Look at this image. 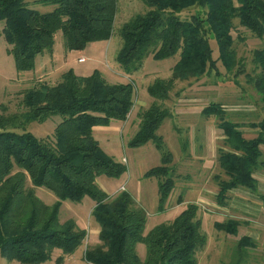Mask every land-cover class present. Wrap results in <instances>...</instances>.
<instances>
[{
  "label": "trees",
  "instance_id": "1",
  "mask_svg": "<svg viewBox=\"0 0 264 264\" xmlns=\"http://www.w3.org/2000/svg\"><path fill=\"white\" fill-rule=\"evenodd\" d=\"M141 1L147 9L120 27L121 45L115 61L124 73L130 74L139 70L149 55L158 61L177 57L169 78H156L147 86L148 95L155 101L138 113V128L129 141L132 147L151 141L160 151V165L145 171L144 177L156 179L158 209L162 211L175 179L173 155L156 134L171 112L156 100L168 99L176 80H199L211 71L218 72V62L227 76L236 68L238 73H244L232 32L241 28L263 40L264 0ZM32 2L53 8L40 12L26 0H0V36L8 44L7 53L19 73L32 71L38 55L52 52L58 31L68 50L108 40L113 33L117 0ZM189 9L194 12L181 17ZM212 39L217 52L210 46ZM252 63L255 70L247 75V82L264 111V47L253 50ZM134 96L131 81L109 82L97 70L79 75L68 69L53 85L40 82L25 90L21 98L24 112L18 116L0 114L1 257L21 264H42L59 249L61 254L54 264H61L64 256H70L83 244L86 233L72 221L59 220L60 205L66 200L77 203L88 196L94 201L91 215L99 226V242L85 247L82 258L87 263L197 264L198 251L207 241L197 203H187L175 219L146 231L147 213L129 192L122 190L110 199L97 183L101 175L119 177L127 169L102 149L93 128L112 120L125 121ZM201 115L217 118V127L223 134L217 163L226 178H218L217 203L225 206L232 189L257 192L254 173L264 171V118L245 124L233 121L218 102L203 107ZM53 116H59V121L51 136L39 138L24 129L28 122L42 123ZM244 127L255 131L250 138L244 135ZM186 145L183 143L182 149ZM35 187L53 193L55 203L48 206L41 202L34 194ZM182 202L180 196L178 204ZM213 225L218 231L237 235L241 222L227 218ZM138 244L145 247L144 257L137 252ZM254 245L253 239L241 237L234 258L226 264L246 262L247 251Z\"/></svg>",
  "mask_w": 264,
  "mask_h": 264
},
{
  "label": "rangeland",
  "instance_id": "2",
  "mask_svg": "<svg viewBox=\"0 0 264 264\" xmlns=\"http://www.w3.org/2000/svg\"><path fill=\"white\" fill-rule=\"evenodd\" d=\"M26 1L30 3L31 8L40 12L50 11L53 8L49 4L33 3V0ZM146 9L141 0H117L113 33L108 40L88 43L80 50H68L64 47L62 33L58 31L54 35L52 52L41 54L37 66L32 71L22 73L16 71L13 58L7 53L8 44L4 37L0 36V114L12 117L24 112L21 104L23 92L40 82L49 85L57 83L61 79V74L67 69H72L79 75H89L97 70L109 82H133L134 104L127 119L123 122L112 120L107 125L93 128V135L102 149L114 160L124 163L127 169L119 177L99 176L97 179L99 186L110 199L122 190L129 192L136 205L143 207L147 213L146 231L157 224L175 219L187 203H197L198 216L204 217L203 223L206 225H203L202 229L207 237L206 245L198 251L197 264H226L234 258L237 239L211 227L215 216L220 219H238L241 227H245V224L257 223L255 245L248 249L246 262L243 264H264V222L260 221L263 214L261 208L264 205L260 199L254 200L251 197L252 192L245 188L228 192L229 198L225 206L217 203L215 198L218 191V178L226 177L218 167V148L214 143L207 142V132L213 131L218 120L213 116L206 118L201 115L203 107L210 102H218L226 110V117L233 121L245 124L264 118V111L258 103L255 91L247 82V75L255 70L252 52L256 48L264 47V39L259 40L247 30L238 28L232 32V36L237 56L242 60L240 68L244 70V73H238L236 68L230 76H227L218 62V72L211 71L199 80H176L168 99L156 100L171 112V116L163 120L156 134L162 137L166 150L173 155L171 167L175 179V187L166 209L160 211L157 181L154 178L144 177L145 171L160 165V151L151 141L140 147L130 146L129 141L138 128V113L155 101L148 95L147 86L156 78H169L177 57L158 61L149 55L144 59L142 67L130 74L124 73L115 61L116 53L121 45L120 27L131 16L144 12ZM193 12V9L185 10L181 13V17H188ZM1 28L2 24H0ZM210 46L217 52L215 40L210 41ZM216 54L214 53V58ZM80 57H84L85 61L79 62ZM58 121L59 116H53L42 123L28 122L24 125V129L36 137L44 138L52 135ZM242 130H248L249 136L255 132L248 127ZM16 131H21V128H17ZM185 142L187 145L184 150L182 145ZM220 143L222 145V141ZM262 158H264V152ZM258 171L259 174H263V170ZM27 185L30 184L27 182ZM33 191L35 196L48 206L57 200L54 194L45 188L35 187ZM180 196L183 202L178 204ZM93 206L94 201L88 196L77 203L62 201L59 220L72 221L85 231L86 237L74 253L64 256L61 264H90L83 260L82 255L87 245L99 242V226L91 215ZM255 207L257 210L254 209ZM258 227L263 229H257ZM217 232L220 234H215ZM144 248L143 244L137 245L140 256L144 254ZM60 254L61 251L55 249L51 259L42 264H54ZM0 264L21 263L8 261L0 256Z\"/></svg>",
  "mask_w": 264,
  "mask_h": 264
},
{
  "label": "crops",
  "instance_id": "3",
  "mask_svg": "<svg viewBox=\"0 0 264 264\" xmlns=\"http://www.w3.org/2000/svg\"><path fill=\"white\" fill-rule=\"evenodd\" d=\"M39 57H41V55H38L37 57H36V60H35V67L37 66V61H38V58ZM68 70V69H67ZM96 127V126H95ZM94 127V128H95ZM215 128H213V131L212 132H207V134H208V139H207V142L209 141V143L210 142H212V143H214V145H215V147H217V148H222V145H220L221 143V141L223 140V134H222V131H221V129H219L218 127H217V123H216V125L214 126ZM243 132H244V135L247 137V138H250L251 136H249V133H248V130L246 131V130H243ZM213 136V137H212ZM206 145H207V143H206ZM261 150H262V152H264V146H262L261 147ZM263 174H259V171H256L255 173H254V178H255V180H256V182H257V192H255V193H253L252 192V194H251V197L254 199V200H257V199H260L261 200V202L263 203V205H264V171L262 172ZM237 189H240V188H237ZM237 189H232V190H230L229 192L231 193L233 190H237ZM217 193V192H216ZM264 208V207H263ZM263 208H261V210H262V212H263V214L261 215V220L260 221H263L264 222V209ZM255 210H257V208L255 207L254 208ZM260 210V211H261ZM222 220H225V219H220L219 217L217 218L216 216L213 218V220H212V225H211V227L212 228H214V225H213V223L215 222V221H222ZM249 220H250V218H249ZM248 220V221H249ZM259 220H257V221H259ZM203 221H204V217L202 218V226L204 225H206L205 223H203ZM257 223H255V225L254 224H250L249 223V225H247V224H245V227H241V226H239V228H238V233H237V235H231V234H227V233H225L226 235H230V236H233V238L234 239H237V241L241 238V237H248L249 239H256V236H257V232H255V227H257V225H256ZM263 226H264V224H263ZM215 229V228H214ZM257 229H263L262 227H258ZM216 230V229H215ZM218 231V230H217ZM224 233V232H223ZM223 233H221V234H223ZM215 234H220V233H215ZM206 243H207V241H206ZM144 254H145V248H144ZM144 254L142 255V256H140V257H144Z\"/></svg>",
  "mask_w": 264,
  "mask_h": 264
},
{
  "label": "built area",
  "instance_id": "4",
  "mask_svg": "<svg viewBox=\"0 0 264 264\" xmlns=\"http://www.w3.org/2000/svg\"><path fill=\"white\" fill-rule=\"evenodd\" d=\"M78 61L79 62H83V61H85V58L84 57H80V58H78ZM122 189H123V187H122Z\"/></svg>",
  "mask_w": 264,
  "mask_h": 264
}]
</instances>
